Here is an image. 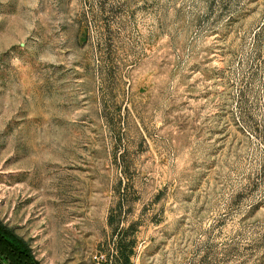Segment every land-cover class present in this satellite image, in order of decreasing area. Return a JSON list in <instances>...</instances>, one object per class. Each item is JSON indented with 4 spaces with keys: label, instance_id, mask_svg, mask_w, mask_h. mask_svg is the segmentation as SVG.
<instances>
[{
    "label": "rangeland",
    "instance_id": "1",
    "mask_svg": "<svg viewBox=\"0 0 264 264\" xmlns=\"http://www.w3.org/2000/svg\"><path fill=\"white\" fill-rule=\"evenodd\" d=\"M0 226L36 264H264V0H0Z\"/></svg>",
    "mask_w": 264,
    "mask_h": 264
},
{
    "label": "trees",
    "instance_id": "2",
    "mask_svg": "<svg viewBox=\"0 0 264 264\" xmlns=\"http://www.w3.org/2000/svg\"><path fill=\"white\" fill-rule=\"evenodd\" d=\"M0 261L6 264H36L29 248L0 226Z\"/></svg>",
    "mask_w": 264,
    "mask_h": 264
}]
</instances>
